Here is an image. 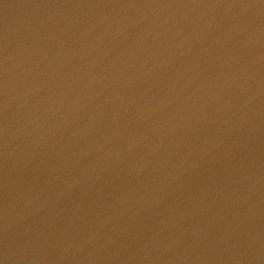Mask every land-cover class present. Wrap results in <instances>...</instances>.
Masks as SVG:
<instances>
[{
  "label": "water",
  "instance_id": "water-1",
  "mask_svg": "<svg viewBox=\"0 0 264 264\" xmlns=\"http://www.w3.org/2000/svg\"><path fill=\"white\" fill-rule=\"evenodd\" d=\"M0 264H264V0H0Z\"/></svg>",
  "mask_w": 264,
  "mask_h": 264
}]
</instances>
